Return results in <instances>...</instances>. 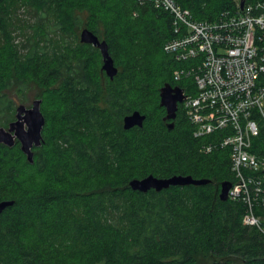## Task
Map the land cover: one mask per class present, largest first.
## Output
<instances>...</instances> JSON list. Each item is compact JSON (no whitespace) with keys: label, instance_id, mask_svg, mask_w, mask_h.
I'll return each mask as SVG.
<instances>
[{"label":"trees","instance_id":"16d2710c","mask_svg":"<svg viewBox=\"0 0 264 264\" xmlns=\"http://www.w3.org/2000/svg\"><path fill=\"white\" fill-rule=\"evenodd\" d=\"M15 1L0 0V7ZM176 1L196 21H214L223 11L236 9L232 0ZM26 2L46 12L56 8L58 36L69 31L62 9H74L77 0ZM96 2L101 11L98 26L88 30L107 43L118 74L113 80L107 76L108 87L100 88L94 74L74 62L79 60L76 54H66L64 48L53 53L57 69L47 80L53 74L63 79L60 96L67 99V107L62 120L54 115L49 119L42 101L44 143L34 148L33 164L21 148L18 157H9L10 149L14 153L21 146L18 141L12 148L0 144V201L15 202L0 214V264H264V171L246 172L257 180L250 186L251 203L260 220V227L248 226L247 203L220 199L224 182L237 183L231 149L201 151L219 145L229 130L194 137L183 103L173 130L163 120L162 87L178 86L186 96L198 93L192 76L176 80V72L195 62H177L165 51L175 38L173 18L141 0L133 9L125 0ZM48 35L44 43H49ZM6 43L9 49L0 50V111L8 118L15 112L11 90L12 96H19L28 87L8 76L4 61L18 57L12 55V40ZM37 46L31 48V57L22 58L29 69L31 64L41 69L49 65L46 52L39 53ZM22 73L17 81L28 84V69ZM135 111L146 116L143 127L124 130V117ZM9 121L0 126L7 127ZM69 122L72 125L66 126ZM250 153L264 159L263 126ZM151 174L210 182L161 192L131 189L133 179Z\"/></svg>","mask_w":264,"mask_h":264},{"label":"built area","instance_id":"2783aa9c","mask_svg":"<svg viewBox=\"0 0 264 264\" xmlns=\"http://www.w3.org/2000/svg\"><path fill=\"white\" fill-rule=\"evenodd\" d=\"M236 9L225 10L214 21H196L176 0H141L167 12L174 21L175 38L165 51L177 62L194 61L188 70L176 72V80L192 76L195 96L183 102L194 137L229 130L220 144L202 147L204 154L231 149L232 171L237 183L229 199L248 205L244 224L260 227L253 215L250 186L257 181L247 170L264 171V159L250 153L252 141L264 127V0H232ZM259 188L256 192H260Z\"/></svg>","mask_w":264,"mask_h":264},{"label":"rangeland","instance_id":"374dc122","mask_svg":"<svg viewBox=\"0 0 264 264\" xmlns=\"http://www.w3.org/2000/svg\"><path fill=\"white\" fill-rule=\"evenodd\" d=\"M26 1L27 0H16V3H4L0 7V50L2 47L3 49L6 48L8 50L10 45L6 42L12 40V55L18 57L17 60H12V63L4 61L7 66L8 76L13 77L20 87H28L27 91L19 96L17 94L12 96L11 90L10 97L13 100L15 112L13 113L11 110L10 117L8 116L7 118L6 114L0 111V122H5L8 119L10 120L9 123H11V121L13 122L15 120L13 118H15L16 115V108L19 105L25 104L27 108H30L32 107L33 101L37 99H41L43 101L42 107H44V111L49 119H51L52 115H54V117L58 118L60 121L62 120L60 117H62L64 110L67 107V99L64 100L60 96L62 95L60 89H63L61 88L63 79L62 77H57L53 74V78H51V80H47L49 72L53 71V69H57L58 62L51 60L56 49L64 48L69 51H67L66 54L70 52L76 54L79 60L74 62L79 61L80 64L85 66L87 69L86 72L93 73L94 82L99 85L100 88L105 87L106 89L108 87L107 79L109 80V78L102 70L103 57L100 49L91 44H83L80 41L81 32L84 29L91 28L93 25L98 26L96 20L101 15V11L96 0H77L74 9H65L63 7L62 11L67 20V29L69 31L64 37H61L63 34L59 35V37L57 34V25L59 22V19L57 18V9L53 8L51 11H48L50 13L49 14L42 9H36L27 5ZM136 1L137 0H125V4L133 9L136 7ZM44 16L45 19H43ZM133 16L137 18L135 10ZM8 18L9 21L7 20ZM49 18L50 20L47 22L46 20ZM2 24L3 27H1ZM50 32L53 35H51ZM47 33L49 34L48 37L50 40L49 43H44V38ZM36 36L38 37L36 38ZM38 40L40 42L37 46ZM33 46H37V50L40 48L39 53L40 50H44L46 52V56L50 61L49 65L45 69L39 68V64H31V68L29 69L27 62L22 59L31 57V50L33 52L35 49H31ZM4 52L7 53V51ZM62 59L64 60V58ZM24 68H27L29 71L28 84L17 81V79L23 78L22 71ZM62 70L63 69L61 68L60 71ZM105 93H103V95H105ZM65 125L71 126L72 124L69 122ZM5 128H8V126ZM112 128L115 129L113 125ZM20 148L21 146L16 147L14 153H12V149H10L9 157H18L17 152L21 153ZM1 156H3V149L0 148V157ZM139 169V167H136L135 171Z\"/></svg>","mask_w":264,"mask_h":264},{"label":"water","instance_id":"95a60500","mask_svg":"<svg viewBox=\"0 0 264 264\" xmlns=\"http://www.w3.org/2000/svg\"><path fill=\"white\" fill-rule=\"evenodd\" d=\"M245 0L241 2V8L244 7ZM80 41L84 44H91L100 49L103 57L102 70L106 75L113 80L118 74V69L115 67L114 60L109 54V48L105 41L100 39L90 30L84 29L81 32ZM184 91L176 86L166 84L160 90V106L165 108L166 115L164 121L167 123L169 130L175 127V120L179 109V104L185 100ZM42 100L33 101L32 107L27 108L25 104H21L16 108L15 120L8 125V128L0 127V144L7 147H14L17 141L21 145V151L27 157L30 164L34 163V148L41 147L44 143L43 130L46 124L45 116L41 111ZM146 116L139 111L127 115L123 119V128L128 131L134 127L142 128ZM210 181L204 179H195L192 176L175 175L169 178H159L154 175L146 176L142 179H133L130 182V187L133 191L147 193L150 190L161 192L170 187L177 186H202ZM232 188V183L224 182L221 187L220 199L227 201L229 192ZM15 204L12 200L0 201V214L7 208Z\"/></svg>","mask_w":264,"mask_h":264},{"label":"flooded vegetation","instance_id":"af4514ba","mask_svg":"<svg viewBox=\"0 0 264 264\" xmlns=\"http://www.w3.org/2000/svg\"><path fill=\"white\" fill-rule=\"evenodd\" d=\"M11 123H12V121H11ZM10 124V123H9Z\"/></svg>","mask_w":264,"mask_h":264}]
</instances>
